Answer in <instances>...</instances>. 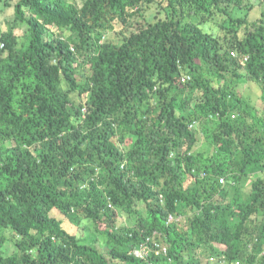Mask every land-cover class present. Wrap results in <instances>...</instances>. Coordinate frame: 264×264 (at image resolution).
Returning <instances> with one entry per match:
<instances>
[{"label":"trees","instance_id":"16d2710c","mask_svg":"<svg viewBox=\"0 0 264 264\" xmlns=\"http://www.w3.org/2000/svg\"><path fill=\"white\" fill-rule=\"evenodd\" d=\"M10 8L0 264H264V9L0 0Z\"/></svg>","mask_w":264,"mask_h":264},{"label":"rangeland","instance_id":"374dc122","mask_svg":"<svg viewBox=\"0 0 264 264\" xmlns=\"http://www.w3.org/2000/svg\"><path fill=\"white\" fill-rule=\"evenodd\" d=\"M250 2H253L255 4V6H257L256 10L254 11H251V14L249 15L250 17L249 18H256L258 16L259 13H261L262 9H264V1L263 0H249ZM261 5L260 8H258V6ZM13 13V9L10 8V9H7V12L6 14L4 15H1L0 16V22L4 20L5 16L9 17V15H12ZM0 25H2V27H5V24L3 25L2 22L0 23ZM21 37V36H20ZM22 41L25 40L24 37L20 38ZM243 96L248 99L249 101H251L252 103H256L259 101L260 99V90H259V87L257 86V84L255 83H248L245 87V89H243ZM203 140V139H202ZM200 146H204L202 148H205L206 145H203V141H201V143H199V147ZM250 183V182H249ZM127 217H128V214L127 213H124L122 214V218H121V223H130V222H134V219L131 218V219H128L127 220ZM66 226L69 230H72V231H75V225L73 222L67 220V223H66ZM89 232L86 231L85 235ZM14 238L16 239V236H14V234H11L10 235V241L8 240V242L6 243L5 245V249L6 251H8V253H11L14 251V246H13V243H10L11 241H14Z\"/></svg>","mask_w":264,"mask_h":264},{"label":"built area","instance_id":"2783aa9c","mask_svg":"<svg viewBox=\"0 0 264 264\" xmlns=\"http://www.w3.org/2000/svg\"><path fill=\"white\" fill-rule=\"evenodd\" d=\"M183 80H185V78H183ZM221 182L224 183L225 180H224V179H221ZM170 219H172V217H171ZM135 254L138 255V256H142L144 253H143L142 250L137 249V250L135 251Z\"/></svg>","mask_w":264,"mask_h":264},{"label":"clouds","instance_id":"9594fccd","mask_svg":"<svg viewBox=\"0 0 264 264\" xmlns=\"http://www.w3.org/2000/svg\"><path fill=\"white\" fill-rule=\"evenodd\" d=\"M224 183H225V182H224ZM171 217H172V219H170ZM174 220H176V219L173 217V215H170V216H169V221L172 222V221H174ZM212 260H215V259L213 258ZM236 264H241V262L238 261V262H236Z\"/></svg>","mask_w":264,"mask_h":264}]
</instances>
